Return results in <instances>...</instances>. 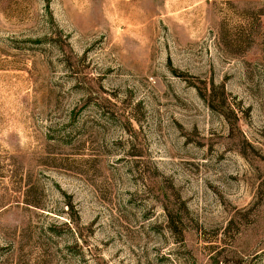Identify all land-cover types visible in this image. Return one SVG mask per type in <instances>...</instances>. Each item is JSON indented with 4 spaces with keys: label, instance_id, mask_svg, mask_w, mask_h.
<instances>
[{
    "label": "rangeland",
    "instance_id": "rangeland-1",
    "mask_svg": "<svg viewBox=\"0 0 264 264\" xmlns=\"http://www.w3.org/2000/svg\"><path fill=\"white\" fill-rule=\"evenodd\" d=\"M215 252L264 264V0H0V264Z\"/></svg>",
    "mask_w": 264,
    "mask_h": 264
},
{
    "label": "trees",
    "instance_id": "trees-1",
    "mask_svg": "<svg viewBox=\"0 0 264 264\" xmlns=\"http://www.w3.org/2000/svg\"><path fill=\"white\" fill-rule=\"evenodd\" d=\"M230 239V238H229ZM229 243H230V245H228L227 247H228V249L229 248H231L230 246H231V244H232V242L231 241H229ZM210 249H213V248H215L214 246H212V247H209ZM208 248V249H209ZM220 254V252H215V255H211V256H208L207 257V259H206V261H205V263H207V264H219V262H220V259H219V257H218V255Z\"/></svg>",
    "mask_w": 264,
    "mask_h": 264
}]
</instances>
